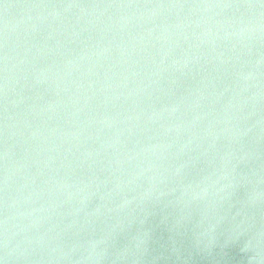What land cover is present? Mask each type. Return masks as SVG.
<instances>
[{
	"label": "water",
	"instance_id": "1",
	"mask_svg": "<svg viewBox=\"0 0 264 264\" xmlns=\"http://www.w3.org/2000/svg\"><path fill=\"white\" fill-rule=\"evenodd\" d=\"M0 264H264V0H0Z\"/></svg>",
	"mask_w": 264,
	"mask_h": 264
}]
</instances>
